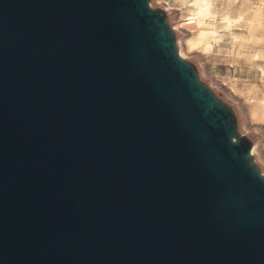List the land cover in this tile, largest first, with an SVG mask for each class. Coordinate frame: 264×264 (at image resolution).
Segmentation results:
<instances>
[{
    "label": "water",
    "instance_id": "95a60500",
    "mask_svg": "<svg viewBox=\"0 0 264 264\" xmlns=\"http://www.w3.org/2000/svg\"><path fill=\"white\" fill-rule=\"evenodd\" d=\"M161 15L0 0V264H264V178Z\"/></svg>",
    "mask_w": 264,
    "mask_h": 264
},
{
    "label": "rangeland",
    "instance_id": "374dc122",
    "mask_svg": "<svg viewBox=\"0 0 264 264\" xmlns=\"http://www.w3.org/2000/svg\"><path fill=\"white\" fill-rule=\"evenodd\" d=\"M198 3L204 0H146L171 29L179 56L231 116L233 141L251 149L264 178V0H207L204 17Z\"/></svg>",
    "mask_w": 264,
    "mask_h": 264
},
{
    "label": "bare ground",
    "instance_id": "6f19581e",
    "mask_svg": "<svg viewBox=\"0 0 264 264\" xmlns=\"http://www.w3.org/2000/svg\"><path fill=\"white\" fill-rule=\"evenodd\" d=\"M209 4V3H208ZM197 12L200 14V17H204L205 15H209V13H210V9H209V5H207V0H204V3H198V10H197ZM192 21V20H191ZM169 30V29H168ZM169 32H170V30H169ZM174 44V43H173ZM175 50V49H174ZM175 54L177 55V56H179V52L177 51V50H175ZM180 57V56H179ZM181 58V57H180ZM188 66H190L187 62H185ZM194 74H195V76H196V79H197V82H199V79H198V77H197V74L194 72ZM207 90H208V93H209V95H210V97H211V99L215 102H218L219 104H221V102L220 101H217L216 100V98L213 96V94H212V92L210 91V89H208L207 88ZM249 152H251V149H249L248 150V153H247V158L249 159V162L251 163V159H250V157H249Z\"/></svg>",
    "mask_w": 264,
    "mask_h": 264
}]
</instances>
